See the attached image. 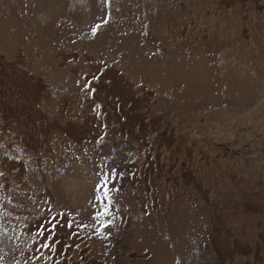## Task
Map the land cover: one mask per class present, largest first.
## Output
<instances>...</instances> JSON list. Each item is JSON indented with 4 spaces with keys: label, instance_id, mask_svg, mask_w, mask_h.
Instances as JSON below:
<instances>
[{
    "label": "rangeland",
    "instance_id": "obj_1",
    "mask_svg": "<svg viewBox=\"0 0 264 264\" xmlns=\"http://www.w3.org/2000/svg\"><path fill=\"white\" fill-rule=\"evenodd\" d=\"M49 232L264 264V0H0V264H60Z\"/></svg>",
    "mask_w": 264,
    "mask_h": 264
}]
</instances>
